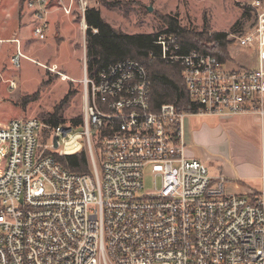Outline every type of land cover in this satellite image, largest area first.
Instances as JSON below:
<instances>
[{
    "label": "built area",
    "instance_id": "1",
    "mask_svg": "<svg viewBox=\"0 0 264 264\" xmlns=\"http://www.w3.org/2000/svg\"><path fill=\"white\" fill-rule=\"evenodd\" d=\"M24 3L33 34L46 39L51 0ZM74 3L85 19L86 0L57 8L71 14ZM251 6L255 20L236 44L258 49V68L230 69L210 52L179 53L176 35L158 36L162 58L180 66L198 105L190 114L264 118V5ZM14 41L20 67L25 55ZM80 83L79 127L38 117L0 127V264H264V192L257 200L227 193L223 178L214 181L203 162L186 157L189 113L173 103L152 108L143 63L124 59L90 75L85 56ZM82 150L86 172L56 158ZM152 163L163 170L148 192L144 170Z\"/></svg>",
    "mask_w": 264,
    "mask_h": 264
},
{
    "label": "rangeland",
    "instance_id": "2",
    "mask_svg": "<svg viewBox=\"0 0 264 264\" xmlns=\"http://www.w3.org/2000/svg\"><path fill=\"white\" fill-rule=\"evenodd\" d=\"M72 0H51L52 6H70ZM87 7H97L103 18L114 28L125 33H155L166 29L161 19L169 15L193 34L228 32L229 61L227 68H249L255 56L236 44L237 36L248 29L255 13L245 12V6L255 0H86ZM262 1L264 5V0ZM76 2V1H75ZM113 4L114 6H110ZM152 7V11L148 7ZM49 16V31L44 40L32 32L33 16L24 0H0V127L13 118H41L47 112L60 108L66 122L82 113L83 77L86 56L87 23L77 4L72 13L55 8ZM50 15V14H49ZM235 28L236 31L233 29ZM25 57L20 67L13 63L16 44ZM211 51L212 42H205ZM217 51V50H216ZM18 78L17 87L9 88L12 78ZM35 99L28 97L35 94ZM193 114H186L183 125ZM41 141V140H40ZM2 157L0 155V163ZM162 165L152 163L144 170V190L153 192L155 174ZM156 184L161 185L158 177Z\"/></svg>",
    "mask_w": 264,
    "mask_h": 264
},
{
    "label": "trees",
    "instance_id": "3",
    "mask_svg": "<svg viewBox=\"0 0 264 264\" xmlns=\"http://www.w3.org/2000/svg\"><path fill=\"white\" fill-rule=\"evenodd\" d=\"M114 6L113 4H109ZM245 12L254 13L251 5L245 6ZM256 17V13H255ZM166 29L155 33H135L129 34L114 28L106 21L101 10L97 7H87L85 11L86 29V59L87 68L90 75H95L100 69L107 65L124 60L135 59L143 63L151 78V105L154 110L163 103H173L179 111L187 113L194 112L198 105L190 99L186 85L182 78L179 65L170 63L162 58V46L156 41L161 34H174L177 36L179 53H189L191 51L210 52L221 61H229L228 32H213L205 34H193L181 27L178 21L169 15H162ZM234 31L235 28L233 29ZM205 42H212L211 51ZM10 42L15 43L14 39ZM36 93L29 96L35 99ZM40 119L51 126L65 123L66 120L60 108L47 112ZM83 122V114L70 119V123L79 127ZM57 160L69 170L75 172H86L90 170L89 157L85 150L73 155H56Z\"/></svg>",
    "mask_w": 264,
    "mask_h": 264
},
{
    "label": "crops",
    "instance_id": "4",
    "mask_svg": "<svg viewBox=\"0 0 264 264\" xmlns=\"http://www.w3.org/2000/svg\"><path fill=\"white\" fill-rule=\"evenodd\" d=\"M54 8L58 10L51 5L48 20ZM246 50L255 56L249 69L260 67L258 49ZM182 137L186 157L203 162L214 181L223 178L227 193L257 200L264 192V118L251 113L193 114L183 125Z\"/></svg>",
    "mask_w": 264,
    "mask_h": 264
},
{
    "label": "water",
    "instance_id": "5",
    "mask_svg": "<svg viewBox=\"0 0 264 264\" xmlns=\"http://www.w3.org/2000/svg\"><path fill=\"white\" fill-rule=\"evenodd\" d=\"M148 10H149V11H152V7H151V6H149V7H148ZM54 144H55V146L57 145V142H56V137H54Z\"/></svg>",
    "mask_w": 264,
    "mask_h": 264
}]
</instances>
